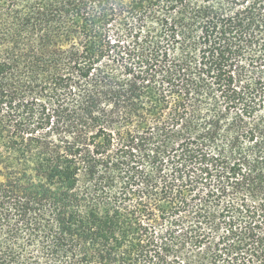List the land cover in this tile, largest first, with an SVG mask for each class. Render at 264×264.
<instances>
[{"label": "trees", "instance_id": "trees-1", "mask_svg": "<svg viewBox=\"0 0 264 264\" xmlns=\"http://www.w3.org/2000/svg\"><path fill=\"white\" fill-rule=\"evenodd\" d=\"M0 264H264V0H0Z\"/></svg>", "mask_w": 264, "mask_h": 264}]
</instances>
